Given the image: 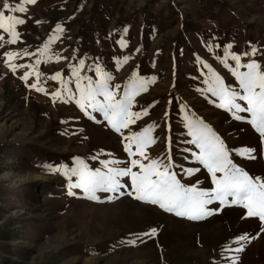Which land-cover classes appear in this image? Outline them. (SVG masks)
<instances>
[{
    "label": "rangeland",
    "instance_id": "rangeland-1",
    "mask_svg": "<svg viewBox=\"0 0 264 264\" xmlns=\"http://www.w3.org/2000/svg\"><path fill=\"white\" fill-rule=\"evenodd\" d=\"M0 11L25 21L15 43L0 29V264H264V222L231 197L192 220L126 194L130 177L97 200L71 187L77 161L107 173L155 159L182 184L213 189L188 119L210 127L237 168L264 180V138L250 114L220 107L209 90L213 71L241 92L230 69L255 62L264 70V0H0ZM104 76L117 100L140 80L147 88L131 108L142 118L120 133L77 104V82L91 78L95 87ZM150 126L148 159L129 157L125 137Z\"/></svg>",
    "mask_w": 264,
    "mask_h": 264
},
{
    "label": "snow or ice",
    "instance_id": "snow-or-ice-1",
    "mask_svg": "<svg viewBox=\"0 0 264 264\" xmlns=\"http://www.w3.org/2000/svg\"><path fill=\"white\" fill-rule=\"evenodd\" d=\"M24 2L35 3L36 0H24ZM3 8L13 12L25 11L20 5L11 7L8 3H4ZM23 23H25L23 19L8 16L4 11H0V29L12 35L13 39L9 41L10 43H15L18 38L15 26ZM11 58L10 56L9 59ZM232 59L236 60L239 66L240 58L232 56ZM126 60L127 58H125V62ZM81 64H83V61H81ZM225 67H228L226 63ZM245 67L248 70L243 73L230 69L239 82L242 94L229 89L214 71L212 79L215 86L209 90L213 95L220 98V107L227 108L230 111L235 109L236 112L249 113L251 119L248 122L264 138V70L255 62L248 63ZM13 70H15L14 67ZM26 77L27 74L22 79H26ZM58 78L59 73L51 77L54 80ZM110 79H112L111 76L102 77L95 87H93L91 78H88L87 86H82L78 81L77 88L80 90L81 96L77 100V104L81 109H84L85 102H87V105L93 111L103 115L113 130L120 133L121 129L128 128L130 124H134L142 118L141 113H133L131 108L134 96L138 95L140 91H147V88L145 81L140 80L133 85V92H125L124 97L117 100L115 94L108 89L107 80ZM32 87H36V85H32ZM37 91H43V89L37 88ZM56 95L58 96L59 93ZM97 96H103V102L98 100ZM237 100L245 102L246 107L237 103ZM147 114V111L143 113V115ZM234 118L242 119L239 115H235ZM187 126L190 135L193 137L191 142L200 149V153L196 158L211 174L212 183L215 185L213 189L203 190L198 189L195 184L191 186L182 184L177 179L176 174L168 170L167 165L155 159L150 160L147 164L141 160L132 159L130 161L131 167L126 166L123 168H108V162H104V166L108 168L107 173L102 172L99 168L95 171L90 170L83 161H77L78 167L71 170V175L77 176L78 181L71 187L83 189L85 193L89 194L88 198L97 200L99 197L96 192L119 191L127 186L122 184L118 177H130L131 190L126 194L133 195L137 200L159 205L164 211L172 212L177 216H185L192 220L203 219L213 214L212 210L207 208V205L215 200L223 206L227 202V198L231 197V205L246 209L247 217H256L264 222V180L251 177L247 172L237 168L229 159L228 151L219 137L202 121L188 119ZM151 130L150 126L144 128L142 132L125 137L126 140L130 141L125 144V151L129 157L139 155L144 159H148L145 155V148L147 145L155 143L150 136ZM133 144H135V152L132 151ZM240 154L244 155L245 153ZM114 163L126 162L114 161ZM45 167L50 166L45 165ZM132 167H138L139 171H132ZM186 171L187 175L192 176L200 169H187ZM217 173L221 175L218 176ZM155 232V229L151 230L152 235H155ZM245 239H247L246 236L239 237V240Z\"/></svg>",
    "mask_w": 264,
    "mask_h": 264
}]
</instances>
